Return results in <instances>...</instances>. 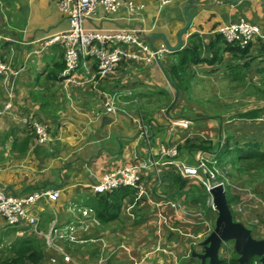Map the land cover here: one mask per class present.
Segmentation results:
<instances>
[{"label": "crops", "instance_id": "0c3cea01", "mask_svg": "<svg viewBox=\"0 0 264 264\" xmlns=\"http://www.w3.org/2000/svg\"><path fill=\"white\" fill-rule=\"evenodd\" d=\"M241 20L264 32V0H170L165 5L161 0H124L113 14L99 7L94 18L85 21L87 28L137 29L146 45L157 49L168 43L170 48L166 46L168 51L155 62L122 60L105 78L97 76L95 64L64 78V48L58 43L47 45L52 36L69 28L58 1L0 0V58L18 72L0 77V108L11 105L0 119V189L16 196L60 191L57 201L43 199L33 208L40 220L38 232L27 222L9 227L0 219V239L5 244L0 263L15 258L16 251L30 242L42 249L43 257L25 264H191L195 260L192 253L203 251L201 243L214 230L217 212L213 207L205 212L178 196L169 182L176 167L168 164L171 159L161 149L176 146L180 159L192 165L203 150L188 149V143H220L221 149L229 139L230 151L249 143L260 144L264 153V107L246 106L231 121L208 99L193 97L207 94L209 82L217 85L214 90L225 89L226 78L241 91L249 74L254 96L264 91V40L254 41L245 55L242 47L227 44L220 34L222 27ZM197 45L201 62H189L181 73L175 66L176 54L185 57ZM224 65L228 72L223 76ZM113 97L114 110L108 112L106 103ZM256 98L264 101L262 96ZM252 110H260V117L238 115ZM36 122L47 126L48 144L39 143L32 128ZM142 123L148 139L140 135ZM241 129V137L248 139L244 143L239 142ZM233 139L238 140L233 143ZM149 160L158 165L142 170L146 195L136 202L125 200L118 220L92 226L77 242L47 241L44 235L55 221L63 227L72 218L67 213L71 204L90 205L92 185L121 167ZM232 160L228 156L221 163L227 177L236 175L229 178L230 195L239 199L231 208L255 239H264V175L258 169L238 175ZM235 182L242 185L239 192ZM242 190L258 192L263 203ZM189 252L190 257L177 256Z\"/></svg>", "mask_w": 264, "mask_h": 264}, {"label": "built area", "instance_id": "2783aa9c", "mask_svg": "<svg viewBox=\"0 0 264 264\" xmlns=\"http://www.w3.org/2000/svg\"><path fill=\"white\" fill-rule=\"evenodd\" d=\"M60 11L69 20V28L55 36H52L47 45L60 44L65 50V70L63 77L72 76L79 69L88 71L93 64L97 67V76L105 78L108 76L122 60H134L145 63L159 60L167 47L162 45L155 49L146 45L140 37L141 30L128 27L105 30L93 29L85 26V21L93 19L97 9L102 7L106 13H116L123 5L124 0H57ZM162 4L170 3V0H161ZM129 8L133 9V4L129 3ZM221 36L229 45H237L246 49L256 40H264V32L255 24L241 20L222 27ZM8 74L17 75L7 62L0 58V77ZM114 100H108L106 109L108 112L114 110ZM11 105L7 104L0 108V119L10 110ZM33 130L39 143L48 144L51 141L47 126L42 123H34ZM140 135L148 139L147 128L142 123ZM161 154L168 156L176 171L185 179H196L202 185L210 189L222 185L225 190L229 186L227 177L217 163L214 154L202 152L195 164H187L180 159V152L176 146L162 147ZM158 162L149 160L146 163L126 165L111 173L106 174L99 182L92 185L91 193L107 194L120 188H134L138 194L135 202L146 195V190L142 184V170L156 166ZM221 170V171H220ZM219 177L224 178L220 180ZM248 196L263 203L262 198L256 196L250 190H242ZM60 197L59 190L39 192L35 191L30 195L16 196L6 194L0 189V219L7 226L13 227L21 222H27L38 232L40 220L32 213V210L43 199L50 202L57 201ZM212 207L213 201H210ZM173 207H177L172 203ZM72 216L64 226H60L55 221L50 231L44 235L49 243H54L57 239H67L77 242L80 236L87 233L92 226H101L93 208L71 204L67 209ZM76 213L80 217L76 216ZM164 220L163 216H160ZM213 229L210 228L211 232ZM224 259H230L229 245L224 244L221 248ZM55 262V260H53Z\"/></svg>", "mask_w": 264, "mask_h": 264}, {"label": "trees", "instance_id": "16d2710c", "mask_svg": "<svg viewBox=\"0 0 264 264\" xmlns=\"http://www.w3.org/2000/svg\"><path fill=\"white\" fill-rule=\"evenodd\" d=\"M199 38L198 36H196ZM237 46V45H233ZM201 46L197 45L195 51L188 50L178 55L176 54V59L178 60V65L176 66L177 70L186 71V67L189 62L199 63L201 62L200 53L197 50H200ZM240 49V48H239ZM242 49V48H241ZM243 54H248L249 50L246 48L240 50ZM216 57L220 54V50L215 51ZM188 54V56H187ZM260 91L259 89H257ZM261 90V94H262ZM264 98V95L262 94ZM260 110H252L247 113L238 114L240 118L245 119H256L260 117ZM227 144L225 146L220 147V143L213 145L211 142H202L198 145H191L188 143V149H201L203 152H208L214 154L217 158V163L219 167H221V163L224 159L228 158V156L232 157V162L234 163L236 169L239 171V174H249V172L253 169H258L262 175H264V153L261 151L260 144L250 145L245 144L244 147L239 148L236 147L233 150H229L231 140H227ZM228 155V156H227ZM239 162H243L242 165H239ZM236 175L229 173L227 178H234ZM220 180H224V178L219 177ZM193 179H185L181 177L178 172H172L169 174V182L172 187L177 189L176 193L179 197H185V200L191 205L197 207L198 209H203L205 212L213 211L212 205L210 204L211 196L207 191V188L200 184L197 180L192 181ZM231 180H228V182ZM228 188V186H227ZM137 190L134 188H120L115 190L112 193L107 194H95L93 198L89 201L91 207L94 209L96 213V217L100 221L101 225H107L111 222L118 220L123 203L125 200H129L130 202H134L137 197ZM228 203L231 206L232 202H236L239 198L228 195L227 192ZM210 205H209V204ZM89 205V206H90ZM43 257V252L40 247L34 245L33 243H28L25 248L18 249L16 251V257L12 259L5 258L0 264H25L26 262H34L37 263ZM190 257V256H189ZM239 256L235 252V255L230 256V259H221L220 264H240L238 261ZM257 262V258L249 259L246 264H255ZM201 262L199 261V264ZM208 264V263H206Z\"/></svg>", "mask_w": 264, "mask_h": 264}, {"label": "water", "instance_id": "95a60500", "mask_svg": "<svg viewBox=\"0 0 264 264\" xmlns=\"http://www.w3.org/2000/svg\"><path fill=\"white\" fill-rule=\"evenodd\" d=\"M184 32L185 30L180 34V45L176 50L181 47ZM166 46L169 47V44L166 43ZM208 193L217 212L215 228L201 243L203 251L193 252V258L200 260L201 264H220L222 246L233 242L240 264H246L251 258H258L260 264H264V239H255L249 228L234 220L225 188L220 185L210 189Z\"/></svg>", "mask_w": 264, "mask_h": 264}, {"label": "rangeland", "instance_id": "374dc122", "mask_svg": "<svg viewBox=\"0 0 264 264\" xmlns=\"http://www.w3.org/2000/svg\"><path fill=\"white\" fill-rule=\"evenodd\" d=\"M225 66L226 65H224L223 69L221 70V74L223 76H224L225 73L228 72V70L225 69ZM250 77L251 76L249 74V76L247 77V80H246V82H247L246 83V87H245V89H240L241 91L237 90L238 88H234L233 86H235V85L233 83H231V81L229 79L226 78L225 80H226V86L227 87L225 89L220 87L219 90L218 89L214 90L213 87H216L217 85L215 83L209 82L207 88H209L210 90L208 91L207 94H205V93H196V94L193 95V97L196 100L197 99H201V100L208 99V102L210 103V105H212L215 108L219 109L217 112H220L221 115H223V117L225 119L228 118V119H231V121H233V120L236 119V118H234L236 113L241 112L244 108H246V106H248L249 108H253L255 106L264 107L263 99H257L256 98V97H261L262 94L261 93H257L256 96H254V94H253V89H251V86L253 85V83H251L252 79ZM258 85H259V82H258ZM262 88H263V86H262ZM238 92H240L241 95H237L236 93H238ZM248 92H250L251 94H247ZM249 95H251V97H249ZM225 133H228V131H226ZM238 136H239V142L240 143H244V141L248 140V139H245L246 137H241L242 136V129L238 130ZM222 137H223V135H222ZM233 140H234L233 143H235L236 140H238V139H233ZM230 164L231 163H226V165H230ZM227 179L230 180L229 178H227ZM232 183H233L232 181H229V186H228V189H227L228 195H230V190H231V184ZM235 184L238 186L237 190L239 192V189L242 187V185H240V183L235 182L233 184V186H235ZM152 190L153 189L150 187V189L148 191L149 195L152 192ZM234 190H236L235 187H234ZM250 191L252 193H255L253 190H250ZM255 194L259 195V197H261V195L258 192L255 193ZM145 199L146 198H144V200ZM146 200H148V199H146ZM231 205H233V202L231 203ZM232 211H233V215H234V220L240 221V219L237 216L236 212L233 209H232ZM76 216L80 217V215L78 213H76ZM168 217L170 218V214H168ZM216 217H217V213L213 217V219L215 218L214 219V223H215ZM228 244H230V246H229L230 256H232V255L234 256L235 255V250H234V247H233L234 244H233V242H229ZM4 245L5 244L2 242V239H0V250L3 249ZM188 255H190V252L188 254H180L179 253L177 256L180 259H182V258H187ZM193 259H195V260L192 261L191 264H199V260L198 259H196V258H193Z\"/></svg>", "mask_w": 264, "mask_h": 264}, {"label": "clouds", "instance_id": "9594fccd", "mask_svg": "<svg viewBox=\"0 0 264 264\" xmlns=\"http://www.w3.org/2000/svg\"><path fill=\"white\" fill-rule=\"evenodd\" d=\"M64 59H65V53H64ZM83 69V68H82ZM65 70V69H64ZM221 168V167H220ZM222 170V169H221ZM224 173V172H223ZM225 175V174H224ZM226 176V175H225ZM226 192H227V190H226ZM212 199V198H211ZM211 201V200H210ZM86 206V205H85ZM87 207H90V206H87ZM231 207V206H230ZM90 208H92V207H90ZM215 210V209H214ZM231 210H232V208H231ZM233 213V212H232ZM96 214V213H95ZM226 244H228V243H226ZM221 252V251H220ZM191 255V254H190ZM190 255H188V257L190 256ZM221 259H223V256H222V254H221ZM255 264H260V262H258V258H257V262L255 263Z\"/></svg>", "mask_w": 264, "mask_h": 264}, {"label": "bare ground", "instance_id": "6f19581e", "mask_svg": "<svg viewBox=\"0 0 264 264\" xmlns=\"http://www.w3.org/2000/svg\"><path fill=\"white\" fill-rule=\"evenodd\" d=\"M228 189V188H227Z\"/></svg>", "mask_w": 264, "mask_h": 264}, {"label": "flooded vegetation", "instance_id": "af4514ba", "mask_svg": "<svg viewBox=\"0 0 264 264\" xmlns=\"http://www.w3.org/2000/svg\"><path fill=\"white\" fill-rule=\"evenodd\" d=\"M229 245V244H228Z\"/></svg>", "mask_w": 264, "mask_h": 264}]
</instances>
